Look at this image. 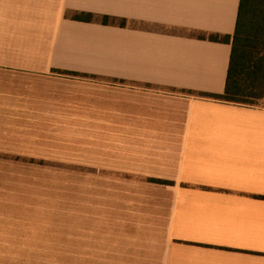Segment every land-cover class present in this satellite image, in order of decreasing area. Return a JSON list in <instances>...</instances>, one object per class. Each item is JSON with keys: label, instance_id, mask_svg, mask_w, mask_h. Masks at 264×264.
Returning a JSON list of instances; mask_svg holds the SVG:
<instances>
[{"label": "crops", "instance_id": "0c3cea01", "mask_svg": "<svg viewBox=\"0 0 264 264\" xmlns=\"http://www.w3.org/2000/svg\"><path fill=\"white\" fill-rule=\"evenodd\" d=\"M239 1L0 0V152L111 130L163 182L56 201L0 170V264H264V99L200 96L224 92Z\"/></svg>", "mask_w": 264, "mask_h": 264}, {"label": "rangeland", "instance_id": "374dc122", "mask_svg": "<svg viewBox=\"0 0 264 264\" xmlns=\"http://www.w3.org/2000/svg\"><path fill=\"white\" fill-rule=\"evenodd\" d=\"M37 132V137L22 138L21 141L17 138L6 152H0V170L22 171L20 178L7 179L14 180L17 185L52 186L56 201L66 197L93 200L90 192L95 191L96 186L116 185V180L122 179L127 184V178L132 184L135 179L163 183L160 179L126 171L127 148L112 144L114 131L70 128Z\"/></svg>", "mask_w": 264, "mask_h": 264}, {"label": "trees", "instance_id": "16d2710c", "mask_svg": "<svg viewBox=\"0 0 264 264\" xmlns=\"http://www.w3.org/2000/svg\"><path fill=\"white\" fill-rule=\"evenodd\" d=\"M76 20L91 21V13H79ZM103 24L112 19L103 15ZM126 21L120 20L124 26ZM215 41L228 37L211 36ZM202 97L241 105H259L264 99V0H240L234 33L231 39L230 61L222 94L200 93Z\"/></svg>", "mask_w": 264, "mask_h": 264}]
</instances>
